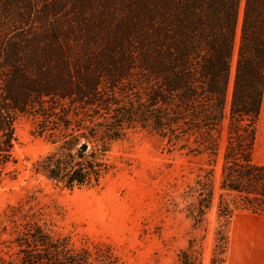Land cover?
Wrapping results in <instances>:
<instances>
[{"label":"trees","instance_id":"obj_1","mask_svg":"<svg viewBox=\"0 0 264 264\" xmlns=\"http://www.w3.org/2000/svg\"><path fill=\"white\" fill-rule=\"evenodd\" d=\"M263 94L264 0H0V181L15 174L20 115L59 145L36 172L69 191L100 184L129 130L215 162L226 125L218 216L264 215L253 159ZM210 171L194 222L213 204ZM23 228L21 247L38 252L22 264H90L35 222Z\"/></svg>","mask_w":264,"mask_h":264},{"label":"rangeland","instance_id":"obj_2","mask_svg":"<svg viewBox=\"0 0 264 264\" xmlns=\"http://www.w3.org/2000/svg\"><path fill=\"white\" fill-rule=\"evenodd\" d=\"M35 125L31 115L17 118L15 174L0 181V264H22L26 253L38 252L21 247L27 221L74 254L88 251L90 264H264V215L238 209L228 221L218 216L226 125L215 162L172 147L154 133L129 130L113 144L110 170L100 184L73 191L36 172L35 163L59 145ZM211 169L213 204L194 222L189 211L207 188Z\"/></svg>","mask_w":264,"mask_h":264},{"label":"crops","instance_id":"obj_3","mask_svg":"<svg viewBox=\"0 0 264 264\" xmlns=\"http://www.w3.org/2000/svg\"><path fill=\"white\" fill-rule=\"evenodd\" d=\"M253 159L255 163L264 165V94L261 103L259 119L256 125V141Z\"/></svg>","mask_w":264,"mask_h":264},{"label":"water","instance_id":"obj_4","mask_svg":"<svg viewBox=\"0 0 264 264\" xmlns=\"http://www.w3.org/2000/svg\"><path fill=\"white\" fill-rule=\"evenodd\" d=\"M82 149L85 150L86 149V146H83Z\"/></svg>","mask_w":264,"mask_h":264}]
</instances>
